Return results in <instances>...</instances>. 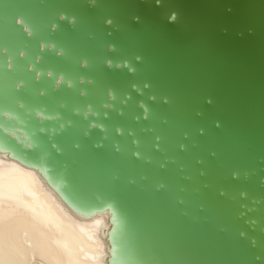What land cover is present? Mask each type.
Wrapping results in <instances>:
<instances>
[{
	"label": "water",
	"instance_id": "95a60500",
	"mask_svg": "<svg viewBox=\"0 0 264 264\" xmlns=\"http://www.w3.org/2000/svg\"><path fill=\"white\" fill-rule=\"evenodd\" d=\"M60 13L76 23L50 32ZM0 49V127L77 215L106 216L105 264H264V0H0Z\"/></svg>",
	"mask_w": 264,
	"mask_h": 264
},
{
	"label": "snow or ice",
	"instance_id": "6c2138e0",
	"mask_svg": "<svg viewBox=\"0 0 264 264\" xmlns=\"http://www.w3.org/2000/svg\"><path fill=\"white\" fill-rule=\"evenodd\" d=\"M90 3L94 4L95 0H90ZM171 21L176 19V15L173 13L169 16ZM69 24L76 23V17H69L65 13L58 15L57 21H53L48 25L50 32H57L60 30V24L58 21H65ZM15 23L20 26L22 32L27 37H32L34 29L30 27L23 17H17ZM106 25H112L113 21L105 19ZM109 51H114L115 47L109 43L107 45ZM39 50L44 51H55V55L63 56V46H57V42L54 40H45L39 43ZM0 51H5L0 49ZM20 57L25 55L24 51L18 53ZM42 56H35L37 63L42 61ZM139 59V57H137ZM81 67H87V58H81L79 60ZM104 64L111 68L113 67V61L106 59ZM127 67L128 71L131 72L133 69L128 66L127 61L117 62L116 68L121 66ZM6 67L11 68L10 62H6ZM30 71H35V79L39 80L41 72L34 69L33 64L28 65ZM48 77H52V71L44 73ZM64 75L57 74L55 82L52 87L56 88L61 83H64ZM80 82H84L83 78ZM87 83L91 84L92 80L89 79ZM23 82H18L15 87L20 89ZM67 86L71 87V80L67 81ZM132 88H136V85H131ZM147 87V85H145ZM43 95V92L39 93ZM80 95H84L83 92ZM108 100L114 99V92L112 89L107 90ZM142 108L143 105H140ZM60 107H63L61 104ZM105 108H111V104H105ZM77 111L76 109L73 110ZM91 106L88 105L84 110V117L87 118L91 113ZM147 109H145V114ZM95 115V113H92ZM4 118L9 117V113L4 111L0 113ZM35 117L38 121H44L45 119H54L55 117L45 116L42 110L35 111ZM12 120L16 118L11 117ZM67 124H71V121H67L59 124V129L62 131ZM102 127V125H96L90 123L88 128ZM48 130L40 126L32 133L35 136L37 133L44 134ZM119 128H116V132H120ZM19 129L9 130L6 126L0 127V264H79L82 259H92L96 264H104L99 256L90 257L87 253H81L78 255L77 252L71 248L67 243L60 245V251L47 249L43 246L34 247L30 242L25 247V242L22 239L27 236V231L22 230L21 223L26 219L36 221L37 224H47L44 219L45 204L41 199L42 197L47 198L48 207L56 206L63 212V208L57 203L58 185L54 184L51 178V168L45 167L41 160L34 156L33 153L38 151V144H27L21 145L20 141L17 140V134ZM88 132L83 133L84 136H88ZM25 140L27 137L24 138ZM136 143V141H133ZM79 145H77L78 147ZM49 148L54 150L57 154L61 151L56 143L49 142ZM11 153L13 159L9 160L7 154ZM134 156H139L138 152L133 153ZM42 174V175H41ZM103 255V253H101Z\"/></svg>",
	"mask_w": 264,
	"mask_h": 264
},
{
	"label": "bare ground",
	"instance_id": "6f19581e",
	"mask_svg": "<svg viewBox=\"0 0 264 264\" xmlns=\"http://www.w3.org/2000/svg\"><path fill=\"white\" fill-rule=\"evenodd\" d=\"M143 106V110H149L145 103ZM41 199L45 204L46 216L44 219L47 224H37L30 218L21 223L22 230L27 231V236L22 238L25 247L30 242L34 247L43 246L47 249L60 251V245L67 243L78 255L82 250L90 257L99 256L105 264L107 244L103 228L107 226L106 216L99 214L94 218L87 219L77 215L58 196L57 203L63 208V212L56 206L48 207L47 198L42 197ZM79 264H96V262L92 259H82Z\"/></svg>",
	"mask_w": 264,
	"mask_h": 264
},
{
	"label": "clouds",
	"instance_id": "9594fccd",
	"mask_svg": "<svg viewBox=\"0 0 264 264\" xmlns=\"http://www.w3.org/2000/svg\"><path fill=\"white\" fill-rule=\"evenodd\" d=\"M160 0H156V3L159 4ZM173 15H176L175 13H173Z\"/></svg>",
	"mask_w": 264,
	"mask_h": 264
}]
</instances>
